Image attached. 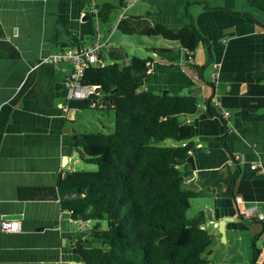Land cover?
I'll use <instances>...</instances> for the list:
<instances>
[{
    "label": "crops",
    "instance_id": "1",
    "mask_svg": "<svg viewBox=\"0 0 264 264\" xmlns=\"http://www.w3.org/2000/svg\"><path fill=\"white\" fill-rule=\"evenodd\" d=\"M106 2L120 0H0V223L7 216L21 222L18 232L0 231V264L83 263L73 239L89 224L71 220V213L64 217L59 186L64 174L80 168L72 142L89 133L80 115L91 110H65L72 65L49 58L85 46L69 45L70 36L85 39L82 24ZM127 15H146L174 31L194 25L208 40L190 63L177 45H147L152 68L143 88L198 96L199 111L184 120L195 146V170L184 167L185 186L199 193L190 209L204 213V228L214 235L212 255L228 264H251L256 248V264H264V219L240 214L252 206L264 214V0H129L112 13L110 35L104 37V23L97 22L88 45L100 42L110 54V36ZM208 106L230 113L226 129L220 117L209 116ZM225 219L230 222L218 235Z\"/></svg>",
    "mask_w": 264,
    "mask_h": 264
},
{
    "label": "trees",
    "instance_id": "2",
    "mask_svg": "<svg viewBox=\"0 0 264 264\" xmlns=\"http://www.w3.org/2000/svg\"><path fill=\"white\" fill-rule=\"evenodd\" d=\"M110 2L97 5L82 24L85 39L70 36L69 45L95 40L97 22L108 24L112 13L126 8ZM117 30L123 35L160 38L183 48L187 61L202 43L209 44L194 26L174 31L152 24L146 15H127ZM105 67H90L85 85L99 88L90 98L69 107L114 114L113 133H79L73 147L82 162L96 171L69 172L60 183L65 209L74 221L89 224L73 239V249L84 264H215L213 238L204 228V213L188 219L198 192L187 189L184 167L194 150L193 129L185 119L199 111L191 92L173 95L144 89L151 59L110 51ZM106 61V53L100 54ZM209 116L228 122L208 106ZM173 145L167 146L166 141ZM258 250L255 248L256 264Z\"/></svg>",
    "mask_w": 264,
    "mask_h": 264
},
{
    "label": "built area",
    "instance_id": "3",
    "mask_svg": "<svg viewBox=\"0 0 264 264\" xmlns=\"http://www.w3.org/2000/svg\"><path fill=\"white\" fill-rule=\"evenodd\" d=\"M103 51V45L100 42H95L92 45H85L74 47L71 46L66 48L56 54H53L49 58V62L53 64L60 63H70L72 65V71L67 78V88H68V102L65 105V110L68 111L70 102L75 100H85L90 98L97 90L96 87H91L85 85L83 79L85 77L86 71L90 67H105L106 62L100 59V54ZM190 60V62H192ZM189 62V63H190ZM214 71L212 73V82L216 84L220 78L219 64H213ZM215 103L219 106V101L217 98ZM223 118L228 121L230 113L224 111L222 114ZM256 165H253L255 168ZM237 204L243 202L242 198H237ZM240 214L247 220L253 218H258L259 220L264 219V214H262L256 206L243 208ZM21 230V222L19 220H5L3 219L0 223V231L2 232H18Z\"/></svg>",
    "mask_w": 264,
    "mask_h": 264
},
{
    "label": "rangeland",
    "instance_id": "4",
    "mask_svg": "<svg viewBox=\"0 0 264 264\" xmlns=\"http://www.w3.org/2000/svg\"><path fill=\"white\" fill-rule=\"evenodd\" d=\"M121 12V9H119L117 12L114 13L113 18L117 17V15ZM101 33H103L105 36L108 37L110 35V29H113L111 27V24H102L101 25ZM109 30V31H108ZM162 39L160 38H154L150 39L148 37H141V36H128V35H123L121 32L116 30L114 34L110 36V41H109V46L114 49L116 52H124V54L128 55L129 57L131 56H138L143 59H147L148 57L153 56V52L151 50H148L146 47L147 45H160L162 44ZM83 45H88L87 42H84ZM106 53V58L110 60L109 57V52L104 51L103 54ZM205 76L208 78L209 75V70H206ZM164 93V92H163ZM81 121L82 124L84 125V129H87L89 133H113L114 132V114L112 112H102V111H96V110H91V111H81ZM101 122L105 124V127L102 129ZM99 128V130H97ZM174 142L172 140H167L166 145L171 146L173 145ZM79 170H84V171H96L97 166L96 165H91V164H86L84 162H80V168ZM196 216V212L194 209H190L187 213L188 219H192ZM209 260L212 263L215 264H228L227 262H224L221 260L220 257L212 255L209 257Z\"/></svg>",
    "mask_w": 264,
    "mask_h": 264
},
{
    "label": "water",
    "instance_id": "5",
    "mask_svg": "<svg viewBox=\"0 0 264 264\" xmlns=\"http://www.w3.org/2000/svg\"><path fill=\"white\" fill-rule=\"evenodd\" d=\"M85 20H87V18H85L84 21H85ZM147 66H148L149 69L152 68L150 62L147 64ZM99 91H100V89L97 88L96 92L98 93ZM164 93H166V92H164ZM71 111L74 112L75 109L72 108ZM69 119H71V118H69ZM76 156H79V151H76ZM67 164H68V161L64 164V166L66 167ZM187 164H190V165L192 166L193 170H195V166H194V156H193V155H190V157H189L188 160H187ZM67 175H68V174H64V177L66 178ZM64 217H66V218H70V211H69V210H65V211H64ZM5 220H19V218H17V216H7V217L5 218ZM71 220H73V219H71ZM227 222H230V220L225 219V220H223V221L219 224V226H218V231H219L218 235H222V236L224 235L223 226H224L225 223H227ZM210 236H211V238L214 237V235H212V234H211ZM75 264H78V263H75ZM81 264H83V263H81Z\"/></svg>",
    "mask_w": 264,
    "mask_h": 264
}]
</instances>
